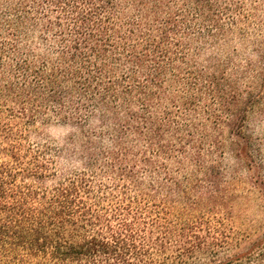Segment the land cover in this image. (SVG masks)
<instances>
[{"label": "trees", "instance_id": "trees-1", "mask_svg": "<svg viewBox=\"0 0 264 264\" xmlns=\"http://www.w3.org/2000/svg\"><path fill=\"white\" fill-rule=\"evenodd\" d=\"M235 2L0 0V238L52 264H194L260 152L264 54L213 55ZM52 122L77 131L41 138ZM214 264H264V232Z\"/></svg>", "mask_w": 264, "mask_h": 264}, {"label": "rangeland", "instance_id": "rangeland-1", "mask_svg": "<svg viewBox=\"0 0 264 264\" xmlns=\"http://www.w3.org/2000/svg\"><path fill=\"white\" fill-rule=\"evenodd\" d=\"M232 1L237 4L232 13L234 22L227 24L228 41L213 55H218L221 60L229 58L239 66V71H246L250 63L257 65L258 54H264V0ZM247 82L244 80L242 85ZM254 85L258 86V83ZM260 97L246 126L251 141L248 153L260 149L259 155L251 159V169H241L235 178L227 179L224 201L205 210L204 218L209 220L214 232L207 235L194 264H214L244 252L264 232V91ZM37 131L41 138L61 145L77 130L69 124L52 122L39 126ZM222 166L234 168L236 159L225 155ZM4 240L0 238V264H52L49 258L40 257L31 250L25 251L14 239Z\"/></svg>", "mask_w": 264, "mask_h": 264}]
</instances>
